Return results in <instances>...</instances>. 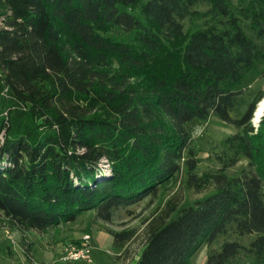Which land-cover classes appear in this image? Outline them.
<instances>
[{
  "label": "trees",
  "instance_id": "1",
  "mask_svg": "<svg viewBox=\"0 0 264 264\" xmlns=\"http://www.w3.org/2000/svg\"><path fill=\"white\" fill-rule=\"evenodd\" d=\"M185 17L210 22L190 31ZM115 27L130 37L107 34ZM259 71L264 0H0V209L20 230L89 209L108 222L116 207L165 192L184 160L190 186L215 190L182 207L162 194L138 263L191 264L234 221L256 233L250 259L232 240L203 264H264V115L256 128L258 97L231 114ZM211 112L242 130L224 138L222 165L199 175L185 123ZM240 155L249 167L227 173ZM101 226L115 246L135 234Z\"/></svg>",
  "mask_w": 264,
  "mask_h": 264
},
{
  "label": "rangeland",
  "instance_id": "2",
  "mask_svg": "<svg viewBox=\"0 0 264 264\" xmlns=\"http://www.w3.org/2000/svg\"><path fill=\"white\" fill-rule=\"evenodd\" d=\"M208 7L209 4L206 2H200L196 5V8L200 10H205ZM182 22L184 28L191 31L206 25L210 22V18L185 17ZM107 34L130 37L122 28L116 27L109 30ZM239 87H241L242 92L231 110L234 117H240L248 104L256 97L258 100L255 108L257 107L259 100L264 95V72L259 71L250 74ZM3 96L6 94L1 89L0 101ZM263 115L258 121H255L252 116L251 121L256 128ZM185 125L193 136L192 151H186L185 155L189 153L196 155L198 163L195 171L199 175L205 171L216 170L222 165L219 155L224 156L226 153L223 145L224 138L228 134L242 130L239 125L223 120L215 112H211L205 119L194 117ZM244 167H249V159L240 155L238 161L229 166L226 172L236 174ZM187 178V165L182 160V166L175 181L168 184L165 192L159 190L156 194H150L135 203L116 207L113 219L108 222L97 217L95 209H89L80 213L73 220L54 223L44 229L20 230L0 209V262L6 264H139L138 259L145 242V217L152 215V211L159 203L162 194H164L163 198L176 195L179 198V207H182L194 203L196 199L215 190V184L211 183L206 188L197 191L187 183ZM103 224L115 229L133 227L135 234L122 246H115L112 234L102 228L101 225ZM85 233H90L92 236V261L84 259L63 260L64 248L80 240ZM255 236L256 233L240 234L236 228V223L231 221L213 240L203 242L198 247L191 257V264H203L210 252L218 250L225 241L232 240L238 241L246 247L242 248L239 258L241 261H248L251 254L247 247Z\"/></svg>",
  "mask_w": 264,
  "mask_h": 264
},
{
  "label": "built area",
  "instance_id": "3",
  "mask_svg": "<svg viewBox=\"0 0 264 264\" xmlns=\"http://www.w3.org/2000/svg\"><path fill=\"white\" fill-rule=\"evenodd\" d=\"M92 249V236L90 233H85L80 240L64 248L62 259L66 261L78 259L92 261Z\"/></svg>",
  "mask_w": 264,
  "mask_h": 264
},
{
  "label": "bare ground",
  "instance_id": "4",
  "mask_svg": "<svg viewBox=\"0 0 264 264\" xmlns=\"http://www.w3.org/2000/svg\"><path fill=\"white\" fill-rule=\"evenodd\" d=\"M264 112V95L263 97L259 100V103L257 107L255 108L254 114H253V119L255 121H258L259 118L263 115Z\"/></svg>",
  "mask_w": 264,
  "mask_h": 264
}]
</instances>
